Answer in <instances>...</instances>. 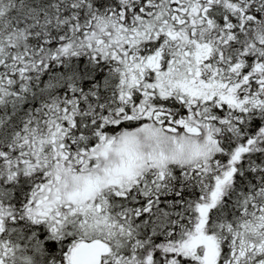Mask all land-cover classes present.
Wrapping results in <instances>:
<instances>
[{
	"label": "snow or ice",
	"instance_id": "1",
	"mask_svg": "<svg viewBox=\"0 0 264 264\" xmlns=\"http://www.w3.org/2000/svg\"><path fill=\"white\" fill-rule=\"evenodd\" d=\"M0 264H264V0H0Z\"/></svg>",
	"mask_w": 264,
	"mask_h": 264
}]
</instances>
